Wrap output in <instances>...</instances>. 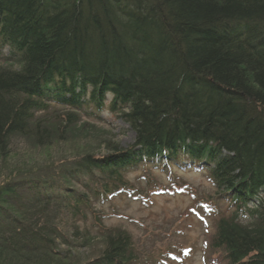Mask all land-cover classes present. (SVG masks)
I'll return each mask as SVG.
<instances>
[{
  "label": "trees",
  "instance_id": "trees-1",
  "mask_svg": "<svg viewBox=\"0 0 264 264\" xmlns=\"http://www.w3.org/2000/svg\"><path fill=\"white\" fill-rule=\"evenodd\" d=\"M52 107L60 126H48ZM128 125L108 142L28 171H0V264H137L127 232L102 230L87 259L93 206L162 189L174 170L203 173L228 217L208 249L225 264H264V0H0V158L19 137L50 144L83 118ZM95 214L94 223L89 217Z\"/></svg>",
  "mask_w": 264,
  "mask_h": 264
},
{
  "label": "rangeland",
  "instance_id": "rangeland-1",
  "mask_svg": "<svg viewBox=\"0 0 264 264\" xmlns=\"http://www.w3.org/2000/svg\"><path fill=\"white\" fill-rule=\"evenodd\" d=\"M65 109L52 107L48 114L38 118L48 119V126L61 124L56 115ZM101 123L83 118L68 131L63 140L60 133L52 130L50 144L37 148L34 138L19 137L13 150L3 162V173L28 171L57 163L85 153L104 154L108 142L127 147L134 141V132L121 120L105 114ZM175 186H170L169 178L156 170L152 175L162 189L154 188L142 179L144 170L132 172L128 181L132 190L125 191L111 200L93 206L94 213L102 222V229L91 232L88 248H74L78 259H87L102 245L105 231L127 232L132 237L138 254L137 264H225L222 254L213 255L208 246L214 235L215 224L222 217H228L232 209L227 202H217L216 192L205 179L203 173L174 170ZM89 217V225L94 223L95 214Z\"/></svg>",
  "mask_w": 264,
  "mask_h": 264
}]
</instances>
